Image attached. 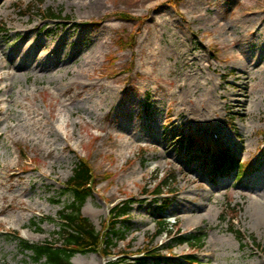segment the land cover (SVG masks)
<instances>
[{
	"label": "rangeland",
	"instance_id": "rangeland-1",
	"mask_svg": "<svg viewBox=\"0 0 264 264\" xmlns=\"http://www.w3.org/2000/svg\"><path fill=\"white\" fill-rule=\"evenodd\" d=\"M0 77V264H44L16 238L54 240L79 158L97 230L133 203L125 239L74 264H264V0H6ZM211 145L244 175L213 177Z\"/></svg>",
	"mask_w": 264,
	"mask_h": 264
},
{
	"label": "trees",
	"instance_id": "trees-1",
	"mask_svg": "<svg viewBox=\"0 0 264 264\" xmlns=\"http://www.w3.org/2000/svg\"><path fill=\"white\" fill-rule=\"evenodd\" d=\"M51 18H58L59 15L54 12H49ZM133 41L130 42V47H133ZM198 138H188V149L197 146ZM212 167L209 171L213 176L217 174H225L231 168L238 167L239 164L236 159L229 155L225 150V154L214 155L211 160ZM208 165V164H207ZM246 165L239 166V177L245 173ZM94 176L89 163L83 158H79L73 170V174L64 185V190L71 193L72 200L64 205L60 211L59 229L55 232L54 240H46L41 243H32L17 236L19 245L26 251H31L30 258L36 262L43 261L44 264H74L72 259L78 253L101 252L104 255H109L110 249L116 245L115 241L125 239L126 229L121 230L117 225L120 222L129 224V214L132 207V200H126L122 204H117L110 209V225L102 232L97 230L96 226L89 217L82 213V208L87 198L92 195ZM65 193V192H63ZM165 208V204L160 206V211ZM170 222L163 219L159 222V230L157 236L163 233H169ZM240 239H243V234L235 231ZM207 233L197 231L192 233H184L177 236L176 244H189L193 247H202L203 241ZM173 248L172 246L167 249ZM149 256L158 257L156 252L145 254L142 257L136 258L135 263L130 264H146V258ZM186 261L198 262L195 256L189 254L185 255ZM107 264H119L115 260H108Z\"/></svg>",
	"mask_w": 264,
	"mask_h": 264
},
{
	"label": "bare ground",
	"instance_id": "bare-ground-1",
	"mask_svg": "<svg viewBox=\"0 0 264 264\" xmlns=\"http://www.w3.org/2000/svg\"><path fill=\"white\" fill-rule=\"evenodd\" d=\"M5 1L6 0H0V3H1V5H4V3H5ZM27 31V30H26ZM29 33V31L28 32H26V35ZM43 45V44H42ZM45 45L46 44H44L43 45V47H45ZM50 52L51 53H53V52H55V50L54 49H51L50 50ZM87 62H89V61H87ZM2 78L0 77V80H1ZM246 88H248V87H246ZM3 100H6V99H3ZM2 100V101H3ZM244 102H245V106L247 105L246 103H247V101L246 100H244ZM26 111H27V109H26ZM45 125L47 126H51V125H53V122H51V119H47V121H45ZM17 126H18V123H14V124H12V125H10V128L11 129H15V128H17ZM62 127L60 126V125H57V126H55L54 127V131H55V133H56V135L57 136H63L62 134H61V132L62 133H64L65 134V136H63V137H65V139L66 140H69L70 139V136H69V134H67V132H64V129L62 128ZM65 148H67V149H69L70 148V146L67 144L66 146H65Z\"/></svg>",
	"mask_w": 264,
	"mask_h": 264
}]
</instances>
